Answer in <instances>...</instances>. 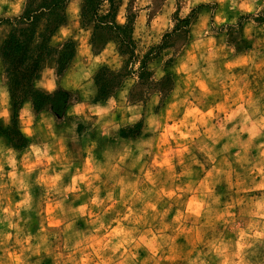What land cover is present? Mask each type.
<instances>
[{"label": "clouds", "instance_id": "obj_1", "mask_svg": "<svg viewBox=\"0 0 264 264\" xmlns=\"http://www.w3.org/2000/svg\"><path fill=\"white\" fill-rule=\"evenodd\" d=\"M0 264H264V0H0Z\"/></svg>", "mask_w": 264, "mask_h": 264}]
</instances>
